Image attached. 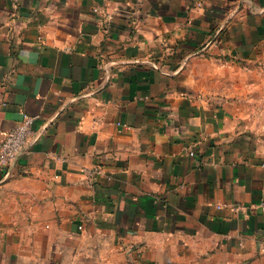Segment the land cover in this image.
<instances>
[{
  "label": "crops",
  "instance_id": "crops-1",
  "mask_svg": "<svg viewBox=\"0 0 264 264\" xmlns=\"http://www.w3.org/2000/svg\"><path fill=\"white\" fill-rule=\"evenodd\" d=\"M261 53L264 0H0V264H264Z\"/></svg>",
  "mask_w": 264,
  "mask_h": 264
},
{
  "label": "built area",
  "instance_id": "built-area-1",
  "mask_svg": "<svg viewBox=\"0 0 264 264\" xmlns=\"http://www.w3.org/2000/svg\"><path fill=\"white\" fill-rule=\"evenodd\" d=\"M35 118L32 115H25L14 127H12L6 137L0 140V171L8 174L9 168L19 157L30 152L32 145L36 143L41 132L34 129ZM194 151L191 152L194 155ZM100 170V169H95Z\"/></svg>",
  "mask_w": 264,
  "mask_h": 264
},
{
  "label": "rangeland",
  "instance_id": "rangeland-1",
  "mask_svg": "<svg viewBox=\"0 0 264 264\" xmlns=\"http://www.w3.org/2000/svg\"><path fill=\"white\" fill-rule=\"evenodd\" d=\"M255 62L257 63V65H262V69L260 68L258 70V80L260 79H264V53H261L257 56V58L255 59ZM198 64L196 65L197 67V70L199 72V79H201V74L202 72L206 73V71H208L209 73H213L214 75H216L217 73H220L221 75H223L222 73H225L226 75H228L229 77L232 75L233 71L229 68H226L225 66L222 68L221 66V69L219 72L216 70V63H204V64H201V62H197ZM210 80H211V77H210ZM209 80V81H210ZM214 82V80H213ZM211 83V81H210ZM226 82H224L225 84ZM227 84V83H226ZM262 84L261 80L259 81L258 85ZM260 87V86H259ZM212 88L215 89L217 88L216 85H212ZM256 121H261V119H255Z\"/></svg>",
  "mask_w": 264,
  "mask_h": 264
}]
</instances>
